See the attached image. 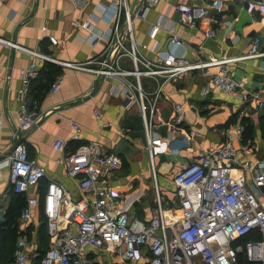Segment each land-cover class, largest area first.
Returning <instances> with one entry per match:
<instances>
[{
	"label": "crops",
	"instance_id": "1",
	"mask_svg": "<svg viewBox=\"0 0 264 264\" xmlns=\"http://www.w3.org/2000/svg\"><path fill=\"white\" fill-rule=\"evenodd\" d=\"M181 1L162 0L148 10L144 18L133 19L135 41L147 46L144 53L148 58L156 59L153 52L156 48L157 51L183 53L192 61L196 60L199 46V54L204 59L209 53L239 56L247 53L250 41L255 36L261 38V51L264 52V0H221L222 12L210 10V16L216 22L204 19L195 30H184L179 26L174 7ZM184 1L190 6L207 8L213 0ZM127 2L133 10L139 8L140 0ZM247 2L254 3L255 8L250 10ZM113 3L114 0H89L82 8H75L71 0L0 2V39L5 41L0 42V264L14 262L13 247L15 245L16 248L20 237H26L28 241L30 256L27 264H38L40 256L49 247L47 230L41 219L43 203L41 201V207L34 210L30 222L21 220V208L28 196L35 195L41 199L50 181L61 183L69 191L72 201L79 199L78 182L67 175L62 161L66 153L83 143H96L107 153H115L122 141L134 148V153L120 156L122 167L111 175L110 182L119 193L120 204L131 218L145 223L151 218L155 197L153 199L145 182L150 164L143 159L144 154L148 158L144 120L138 104L126 108L124 93L120 89L123 81L136 82L133 76L125 79L106 78L94 72L76 71L55 64L61 69L60 75L64 76L60 90L52 95L48 90H43L42 81L33 83L31 93L38 94L37 104L31 107L34 125L20 132L19 138H14L19 108L17 91L21 85L19 71L28 67L32 59L20 48L50 54L65 62L93 61L90 67L97 68L99 62L109 57L106 42H89L90 31L79 28L76 23L88 20L91 32L108 35L114 29L108 14ZM157 22H160L162 29L152 39L149 31L151 25ZM119 24L123 34L124 15ZM170 28L179 30L184 49L170 44L167 32ZM208 28L215 30L214 37L205 36ZM50 36L57 40V45L50 43ZM44 64L39 62L40 69ZM120 66L132 69L130 59L125 56L120 58ZM217 71L218 68L212 67L203 72H190L176 81L165 83L159 95L153 116V137L167 143L168 148L154 157V164L155 174L162 180L163 207L167 217L172 215L173 176L196 161L202 151L218 146L223 141L225 127L247 119L253 127L248 140L253 157L264 158V137L260 128V118L264 112L256 110L253 105L243 104V97L264 90V57L248 59L232 66V77L243 97L224 96L216 91L203 96V85ZM141 83L150 101L158 85L147 78H143ZM111 85L118 88L114 94L110 93ZM148 100L146 107L149 106ZM176 103L187 109V121L178 130L172 127ZM73 122L80 126V141L72 139ZM184 135L189 137L187 141ZM57 139L67 142L64 151L54 148ZM15 142H23L30 158L46 171V178L37 188L22 196L24 199L13 192L9 182L7 163L11 154L9 150ZM239 156L242 158L243 154L239 153ZM164 163L165 173L161 175L158 168ZM170 174L173 175L171 180L164 178ZM63 220L65 225L68 216ZM88 253L96 264H121L117 256L106 250L88 249ZM141 254L138 262L133 264L144 263L146 253L142 250Z\"/></svg>",
	"mask_w": 264,
	"mask_h": 264
},
{
	"label": "built area",
	"instance_id": "2",
	"mask_svg": "<svg viewBox=\"0 0 264 264\" xmlns=\"http://www.w3.org/2000/svg\"><path fill=\"white\" fill-rule=\"evenodd\" d=\"M3 1L8 0H0ZM88 1L71 0L75 8H82ZM161 1L140 0L139 8L133 10L127 0H114L108 9L114 29L108 35L91 32L88 20L76 23L79 28L90 31L89 42L94 44L104 40L109 53L113 46L117 47L111 63L105 59L99 62L97 68L90 67L93 61L65 62L50 54L20 48L32 59L28 67L19 71L21 85L17 91L19 108L14 138H19L20 132L34 125L31 107L37 102L31 88L39 77V62L54 63L76 71H90L106 78L125 79L133 76L136 82L123 81L120 89L124 93L126 108L136 103L141 110L156 182L154 207L149 222L145 223L129 216L120 204L119 193L111 185V175L122 167L120 156L103 152L93 142L83 143L66 153L62 163L67 175L78 182L79 199L72 201L69 191L61 183L50 181L41 199L35 195L27 197L20 215L23 222H30L34 210L41 207L42 201L49 248L39 264H96L89 257L88 249L106 250L117 256L121 264L138 262L142 250L146 253L143 264H264V158L253 157L252 147L245 139L246 127L243 122L238 120L225 127L223 141L218 146L202 151L196 161L173 176L170 217L164 214L162 189L158 185L154 164V157L165 152L168 145L154 138L152 131L153 116L163 85L190 72L218 68L203 85V96L216 91L224 96L243 97L232 77V66L248 59L264 57L261 38L253 37L247 53L239 56L209 53L204 59L199 54V46L196 60L191 61L183 53L157 51L154 48L156 59L152 60L144 53L147 46L135 41L133 19L144 18L147 11ZM247 3L250 10L256 6L252 2ZM174 9L180 28L195 30L204 19L216 22L211 18L210 10L222 12L223 6L221 0H213L207 8L190 6L183 0ZM122 15L125 16L123 34L119 24ZM161 29L160 22L152 24L150 38L155 39ZM167 32L170 44L184 49L179 30L170 28ZM205 36L214 37L215 30L208 28ZM49 41L53 45L58 44L53 36L49 37ZM0 42L5 41L0 39ZM123 56L130 59L132 69L120 66ZM143 78L153 80L158 85L150 101L142 88ZM63 79V75L55 78L50 94L54 95L60 90ZM117 89V86L111 85L110 93L114 94ZM243 98V104L253 105L256 110L264 112V90ZM146 100L149 101L148 107ZM186 113L184 105H174L173 129L178 130L187 121ZM71 126L74 131L72 139L80 141V126L74 122ZM188 138L184 135L186 141ZM66 147L65 140L55 141L56 150L64 151ZM239 153L243 154L242 158ZM7 165L9 182L15 194L27 195L46 178L45 169L30 158L23 142H19L10 154ZM66 216L68 221L63 225ZM253 231H257L260 238L242 243L241 240ZM29 256L27 238L20 237L13 264H27Z\"/></svg>",
	"mask_w": 264,
	"mask_h": 264
},
{
	"label": "trees",
	"instance_id": "3",
	"mask_svg": "<svg viewBox=\"0 0 264 264\" xmlns=\"http://www.w3.org/2000/svg\"><path fill=\"white\" fill-rule=\"evenodd\" d=\"M61 74V69H60V67H58L57 65H55V64H53V63H45L44 64V66H43V68L42 69H40V72H39V77H38V79H37V81H42L43 82V90L44 91H50V87H51V85H52V83H53V81L55 80V78L57 77V76H59ZM35 82V81H34ZM33 82V83H34ZM32 87H33V84H32ZM31 92H32V90H31ZM32 95H34L33 93H32ZM36 96H38V94H36V95H34V98H35V100H37V98L38 97H36ZM38 101V100H37ZM242 122H243V124L245 125V127H246V130H245V139L246 140H249L250 139V137H251V134H252V132H253V127L250 125V123L248 122V120L247 119H243L242 120ZM260 128H261V133H262V136L264 137V115L260 118ZM77 148V147H76ZM75 148V149H76ZM74 149V150H75ZM73 150V151H74ZM41 184V183H40ZM47 187V186H46ZM18 197H20V198H23L22 196H24L23 194L21 195V194H16ZM44 195V194H43ZM24 199V198H23ZM27 200V199H26ZM24 202H26V201H24ZM26 206V203H24V205H23V207L21 208V211H22V209L24 208ZM41 219H42V221H43V225L46 227V230H47V223H46V218H45V216H44V210H43V208H42V214H41ZM14 224V223H13ZM14 227L15 228H17L16 226H15V224H14ZM260 238V234L257 232V231H253V232H251L250 234H248L246 237H244L242 240H241V242L242 243H245V242H247V241H249V240H257V239H259ZM49 248V247H48ZM48 250V249H47ZM46 250V251H47ZM46 251L43 253V255L46 253ZM42 255V256H43ZM42 256H40V258H39V262H40V260H41V258H42ZM39 262H38V264H39Z\"/></svg>",
	"mask_w": 264,
	"mask_h": 264
},
{
	"label": "rangeland",
	"instance_id": "4",
	"mask_svg": "<svg viewBox=\"0 0 264 264\" xmlns=\"http://www.w3.org/2000/svg\"><path fill=\"white\" fill-rule=\"evenodd\" d=\"M148 158L146 157V155L144 154V160H146V162L148 163V164H150V168L152 169H150L149 168V173H148V175H147V178H146V180H145V182H146V185L149 187V190H150V192L152 193V195H153V199H154V197L156 196V193H155V185H156V182H155V177H154V174H153V168H152V164H151V159H150V155H149V152H148ZM165 166H166V163H164L161 167H159L158 168V172H159V174H161V175H164V173H165V171H164V168H165ZM126 167V166H125ZM173 175L172 174H170L169 176H165L164 178H168V180L172 177ZM157 177V181H158V185H159V187H161V183H162V180H161V177L159 178L158 176H156ZM160 179V180H159ZM171 180V179H170ZM14 249H15V245H14V247H13V251H14ZM12 264H13V261L11 262Z\"/></svg>",
	"mask_w": 264,
	"mask_h": 264
},
{
	"label": "water",
	"instance_id": "5",
	"mask_svg": "<svg viewBox=\"0 0 264 264\" xmlns=\"http://www.w3.org/2000/svg\"><path fill=\"white\" fill-rule=\"evenodd\" d=\"M117 47L116 45L112 47V49L110 50V53H109V57H108V63H111L112 61V58L115 54V51H116ZM102 77V76H101ZM102 79L98 80L97 83H96V88L97 86L99 85V83L101 82ZM94 92L91 93V95L93 94ZM19 144V142H15L13 144V146L10 148L9 150V154L13 152V150L17 147V145ZM135 150L134 148L129 145L128 143H126L125 141H122L120 142L119 144V147L117 146V149H116V152L115 154L118 155V156H127L131 153H134Z\"/></svg>",
	"mask_w": 264,
	"mask_h": 264
}]
</instances>
